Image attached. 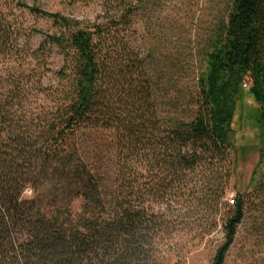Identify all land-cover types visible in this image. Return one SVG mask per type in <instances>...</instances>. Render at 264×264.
Here are the masks:
<instances>
[{
    "label": "trees",
    "instance_id": "trees-1",
    "mask_svg": "<svg viewBox=\"0 0 264 264\" xmlns=\"http://www.w3.org/2000/svg\"><path fill=\"white\" fill-rule=\"evenodd\" d=\"M72 2H97L101 20L30 8L57 29H34L43 39L36 48L20 43L0 8V264H154L158 237L176 228L173 205L181 202L209 219L224 211L225 242L212 264H225L247 215L264 229V0H211L210 25L202 12L194 16L204 35L191 62L179 55L167 68L163 26L181 28L188 9L175 0ZM137 23L155 41L145 55L133 46ZM53 47L62 57L57 71L49 68ZM246 96L257 105L260 159L249 191L230 204L233 125ZM100 130L116 159L112 177L79 143L81 133ZM31 189L37 195L26 198Z\"/></svg>",
    "mask_w": 264,
    "mask_h": 264
},
{
    "label": "rangeland",
    "instance_id": "rangeland-1",
    "mask_svg": "<svg viewBox=\"0 0 264 264\" xmlns=\"http://www.w3.org/2000/svg\"><path fill=\"white\" fill-rule=\"evenodd\" d=\"M174 3L176 8L188 9L191 12V18L179 20L178 25L183 26L178 29L177 27H168V25L163 26L161 47L164 57L162 54L161 58L165 59L164 67L166 68L170 60L179 55L185 63L191 62L192 57L190 55L194 52L197 39L199 36L204 35V31L199 27L198 20L194 18L200 16V12H202V21L206 23V26L210 25L212 21L211 14L214 9L211 0H175ZM33 7L50 13H58L81 22L93 23L100 21L102 17V11L97 2L90 4L72 2V0H3L0 2L1 10L15 23L16 28L20 31V43L25 44L30 41L33 48L39 46L43 40L40 35H32L34 29L49 34L57 32L50 21L30 11V8ZM135 29L136 32L132 38L133 46L138 52L145 55L155 42L154 38L145 34L141 23H137ZM157 31H160V29H157ZM185 54L188 56L185 57ZM62 64L59 51L53 47L49 59V68L57 71ZM2 66L3 62L0 63V69ZM51 78L50 73L44 80V84L47 86L51 84ZM245 90H248V88ZM163 103L162 109L167 112L169 106L166 102ZM256 108L257 105L253 99L246 96L243 102L240 103L235 117L233 127L236 150L233 159L236 161V169L229 182L228 194L224 200V202L230 204L238 192L249 191L253 171L260 159L259 131L255 128L256 125L254 126L251 116ZM78 139L85 157L93 167L97 168L106 177H112L117 166L112 149L106 146V141H110L109 134L102 130L86 131L78 135ZM31 191L32 193L25 194L26 198H33L37 195L35 190L31 189ZM180 204L173 205L176 215L173 221H175L176 228L158 237L154 253L156 262L154 264H212L216 252L225 242L222 227L225 218L224 211L216 216L213 215L209 219L207 212L205 210L201 211L202 207L198 208V205L195 206L193 203L190 206L188 202H181ZM82 205L83 201L81 199L75 200L70 205L74 217L81 213ZM189 208L192 209L190 215L193 216L196 222L186 218ZM196 213H201V215L196 217ZM202 215L205 217L202 218ZM215 219L219 225L211 233L207 232L205 230L207 229V223L209 221L213 222ZM255 219V215H247L245 221L239 227L238 235L227 254L225 264H264V229L261 231L257 229L259 226L255 224Z\"/></svg>",
    "mask_w": 264,
    "mask_h": 264
},
{
    "label": "built area",
    "instance_id": "built-area-1",
    "mask_svg": "<svg viewBox=\"0 0 264 264\" xmlns=\"http://www.w3.org/2000/svg\"><path fill=\"white\" fill-rule=\"evenodd\" d=\"M243 87H244L245 89H247V88L249 87V85L245 83Z\"/></svg>",
    "mask_w": 264,
    "mask_h": 264
}]
</instances>
